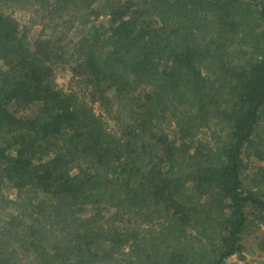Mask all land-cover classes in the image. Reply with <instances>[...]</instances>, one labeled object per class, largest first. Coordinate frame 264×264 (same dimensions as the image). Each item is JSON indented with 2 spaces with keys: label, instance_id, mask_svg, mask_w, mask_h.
Here are the masks:
<instances>
[{
  "label": "trees",
  "instance_id": "obj_1",
  "mask_svg": "<svg viewBox=\"0 0 264 264\" xmlns=\"http://www.w3.org/2000/svg\"><path fill=\"white\" fill-rule=\"evenodd\" d=\"M14 8L77 28L113 127ZM261 229L264 0H0V264H227Z\"/></svg>",
  "mask_w": 264,
  "mask_h": 264
},
{
  "label": "rangeland",
  "instance_id": "obj_2",
  "mask_svg": "<svg viewBox=\"0 0 264 264\" xmlns=\"http://www.w3.org/2000/svg\"><path fill=\"white\" fill-rule=\"evenodd\" d=\"M32 8H24L23 10L14 8L11 12L13 17L18 20L21 24V30L28 38V40L35 45L40 47H48L52 46L58 51V56L52 60V65L54 68V79L56 80L57 84L67 90L73 91L80 96H87V102L93 108L94 112L97 116L101 117L104 121L110 124V127H113V123L109 121L105 110L101 106L99 102H95L90 95V90L88 86L83 82L82 79L74 78L70 63H67L65 59V53L69 50L70 45L76 40L77 38V28L73 29L70 32L64 31L61 27L63 20H56L54 18L48 17L42 22V25H32L30 23V19L32 18ZM101 24H108L107 18H101L94 26H89L87 31L92 35L94 34L95 30ZM49 28L47 30L46 37H41L40 32L42 31V27ZM46 41V43H44ZM37 46V47H38ZM64 68V70H63ZM148 90H139L136 94L137 97L140 99L144 98L145 93ZM32 110L35 109V105L31 107ZM28 111H20L19 116H25L28 114ZM43 198L44 196L41 195ZM244 245V254L242 257H235L231 259L230 263L227 264H247V262L251 261L254 258H261L264 257V229L255 231L254 233L247 235L244 237L243 240Z\"/></svg>",
  "mask_w": 264,
  "mask_h": 264
},
{
  "label": "built area",
  "instance_id": "obj_3",
  "mask_svg": "<svg viewBox=\"0 0 264 264\" xmlns=\"http://www.w3.org/2000/svg\"><path fill=\"white\" fill-rule=\"evenodd\" d=\"M247 264H264V257L254 258L250 262L248 261Z\"/></svg>",
  "mask_w": 264,
  "mask_h": 264
},
{
  "label": "crops",
  "instance_id": "obj_4",
  "mask_svg": "<svg viewBox=\"0 0 264 264\" xmlns=\"http://www.w3.org/2000/svg\"><path fill=\"white\" fill-rule=\"evenodd\" d=\"M235 257H237V256L231 257V258L227 261V263H228V262L230 263L231 259H233V258H235ZM238 257H239V256H238Z\"/></svg>",
  "mask_w": 264,
  "mask_h": 264
}]
</instances>
